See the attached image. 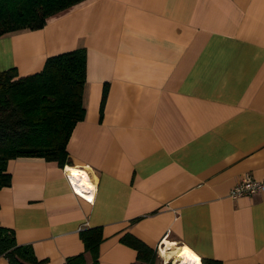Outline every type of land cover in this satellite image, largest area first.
Here are the masks:
<instances>
[{
  "label": "crops",
  "instance_id": "0c3cea01",
  "mask_svg": "<svg viewBox=\"0 0 264 264\" xmlns=\"http://www.w3.org/2000/svg\"><path fill=\"white\" fill-rule=\"evenodd\" d=\"M79 46L85 116L67 157L9 159L0 224L40 264L83 252L80 229L93 226L98 264H140L125 233L155 264L185 246L200 264H264V192L228 195L242 174L264 178V0H83L1 36L0 71L31 74ZM72 167L91 175L92 201L72 192Z\"/></svg>",
  "mask_w": 264,
  "mask_h": 264
},
{
  "label": "trees",
  "instance_id": "16d2710c",
  "mask_svg": "<svg viewBox=\"0 0 264 264\" xmlns=\"http://www.w3.org/2000/svg\"><path fill=\"white\" fill-rule=\"evenodd\" d=\"M83 0H0V37L37 29L46 19ZM86 49L83 46L48 56L43 67L19 76L12 67L0 71V188L11 183L7 162L38 156L63 164L75 124L85 116ZM103 88L101 107L106 96ZM84 251L61 264H98L103 239L99 226L80 229ZM120 240L137 251L140 264H155V251L129 233ZM85 252L91 257L86 261ZM0 254L9 264H40L29 244H18L11 228L0 224ZM203 264H221L201 259Z\"/></svg>",
  "mask_w": 264,
  "mask_h": 264
},
{
  "label": "bare ground",
  "instance_id": "6f19581e",
  "mask_svg": "<svg viewBox=\"0 0 264 264\" xmlns=\"http://www.w3.org/2000/svg\"><path fill=\"white\" fill-rule=\"evenodd\" d=\"M66 170L71 176V180L73 182L75 190L81 193L82 195L87 196L85 193V188H94V182L92 180L91 175L88 173V170L74 167H72L71 169L67 168ZM172 244L173 242L169 240L163 241L160 248V253L163 255L164 259L165 254L167 252V248H169ZM168 251L169 254L172 256V260L174 259V264H200V257L187 246L182 249H179V252L177 254L171 249Z\"/></svg>",
  "mask_w": 264,
  "mask_h": 264
},
{
  "label": "built area",
  "instance_id": "2783aa9c",
  "mask_svg": "<svg viewBox=\"0 0 264 264\" xmlns=\"http://www.w3.org/2000/svg\"><path fill=\"white\" fill-rule=\"evenodd\" d=\"M65 171H66V177H67V180L69 182L72 192L86 201H89V202L92 201L93 194L90 192V189L85 188V193L87 196L82 195L79 192H77L74 188L70 174L68 173L66 169ZM262 192H264V178L261 180H257V179H254L249 173H245V174H242L239 180L229 189L228 195L232 198H237V197L253 195L256 193H262ZM161 245H162V242H159V244L157 245V249L159 252H160ZM162 264H165V263H162Z\"/></svg>",
  "mask_w": 264,
  "mask_h": 264
},
{
  "label": "rangeland",
  "instance_id": "374dc122",
  "mask_svg": "<svg viewBox=\"0 0 264 264\" xmlns=\"http://www.w3.org/2000/svg\"><path fill=\"white\" fill-rule=\"evenodd\" d=\"M159 254V253H158ZM177 254V253H176ZM174 260V259H173ZM156 263H158L159 262V257L157 258V260L155 261Z\"/></svg>",
  "mask_w": 264,
  "mask_h": 264
}]
</instances>
